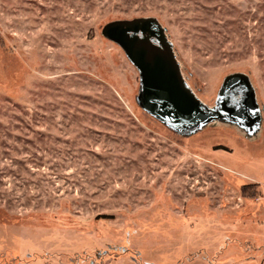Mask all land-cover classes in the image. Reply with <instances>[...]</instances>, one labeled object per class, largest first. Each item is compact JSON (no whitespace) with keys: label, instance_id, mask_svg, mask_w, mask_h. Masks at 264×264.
Segmentation results:
<instances>
[{"label":"rangeland","instance_id":"rangeland-1","mask_svg":"<svg viewBox=\"0 0 264 264\" xmlns=\"http://www.w3.org/2000/svg\"><path fill=\"white\" fill-rule=\"evenodd\" d=\"M142 18L207 109L246 76L258 125L146 113L101 34ZM0 264H264V0H0Z\"/></svg>","mask_w":264,"mask_h":264},{"label":"water","instance_id":"water-1","mask_svg":"<svg viewBox=\"0 0 264 264\" xmlns=\"http://www.w3.org/2000/svg\"><path fill=\"white\" fill-rule=\"evenodd\" d=\"M101 34L117 44L139 73L140 107L168 129L191 134L210 122L227 120L245 129L259 123L253 89L246 76H227L217 95L214 109H207L181 76L172 46L153 18L114 21ZM242 97L237 103L234 95Z\"/></svg>","mask_w":264,"mask_h":264},{"label":"flooded vegetation","instance_id":"flooded-vegetation-1","mask_svg":"<svg viewBox=\"0 0 264 264\" xmlns=\"http://www.w3.org/2000/svg\"><path fill=\"white\" fill-rule=\"evenodd\" d=\"M242 97H240L239 95H236L234 93L233 96L230 97V101L233 102V103H237L239 101V99H241Z\"/></svg>","mask_w":264,"mask_h":264}]
</instances>
